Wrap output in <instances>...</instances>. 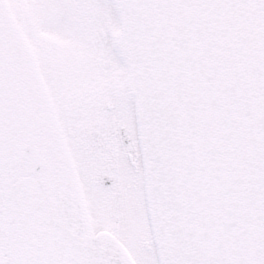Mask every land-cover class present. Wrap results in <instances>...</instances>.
<instances>
[{
    "label": "snow or ice",
    "instance_id": "snow-or-ice-1",
    "mask_svg": "<svg viewBox=\"0 0 264 264\" xmlns=\"http://www.w3.org/2000/svg\"><path fill=\"white\" fill-rule=\"evenodd\" d=\"M0 264H264V0H0Z\"/></svg>",
    "mask_w": 264,
    "mask_h": 264
}]
</instances>
